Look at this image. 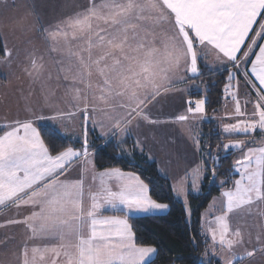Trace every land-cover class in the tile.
Wrapping results in <instances>:
<instances>
[{
    "label": "snow or ice",
    "instance_id": "1",
    "mask_svg": "<svg viewBox=\"0 0 264 264\" xmlns=\"http://www.w3.org/2000/svg\"><path fill=\"white\" fill-rule=\"evenodd\" d=\"M29 14L38 26L35 31L55 54L57 80L63 74L69 82L65 95L71 102L70 110L60 109L49 101L54 95L50 92L41 111L47 107L51 115L37 114L26 105L25 118L0 124V210L10 206L30 210L20 219L6 221L23 225L26 231L18 264H153L158 249L138 243L129 220L136 213L163 212L169 204L153 199L139 175L120 168L93 174L98 187L89 190L86 204L85 174L95 167L87 125L110 141L126 137L134 121L165 122L154 119L149 106L169 92L186 91L178 86L202 74L201 61L218 71L207 63L214 57L227 72L224 92L235 102L230 114L235 122L222 125L223 135L247 137L258 130L264 137V42H258L264 41V0H87L79 11L47 26L35 4ZM16 23L26 30L23 19ZM13 53L7 39H0V62L10 63ZM25 72L33 82L41 80L43 57L32 55ZM47 79H52L50 72ZM241 89L249 97L245 105L253 103L251 113L241 106ZM188 104L186 114L176 116L175 122L188 121V114L204 116L206 98L195 100V107L191 100ZM72 117L84 121L83 144L80 149L55 151L44 134L58 132L56 123ZM46 121L51 127L42 128ZM193 140L199 151V138ZM137 146L142 149L139 141ZM223 149L241 151L233 163L238 178L231 187L222 180L220 197L209 204L208 216L201 214L202 235L210 243L200 264H211L209 252L220 264H243L245 257L264 252V146L230 140ZM206 155L215 179L220 157L210 148ZM208 160L201 159L172 186L173 195L183 197L189 218L188 182L199 194ZM77 162L80 173L73 177ZM106 211L122 215H103ZM249 217L258 219L249 224ZM251 228L256 229L259 248L238 255L246 229ZM247 236L252 243L250 230Z\"/></svg>",
    "mask_w": 264,
    "mask_h": 264
},
{
    "label": "crops",
    "instance_id": "2",
    "mask_svg": "<svg viewBox=\"0 0 264 264\" xmlns=\"http://www.w3.org/2000/svg\"><path fill=\"white\" fill-rule=\"evenodd\" d=\"M14 12V10L5 9L1 14L4 26H1L2 23L0 22V34L2 39H7L9 47L13 48L14 53L10 63L0 62V124L17 118H25V116L28 115V113L25 112L26 105H31L36 109L37 114L51 115L52 110L47 107H43L41 111V106L44 104V96L49 95L50 92H54V95H49V101L51 103L58 105L60 109L65 111L70 110L71 96L65 95L68 84L63 80V74H61L60 79L57 80V66L53 63L54 56L49 52L48 45L42 39L41 34L35 31V27L38 26L29 22L30 24H28V26H31V28L27 26L25 31H21L20 29L17 30L18 27L15 26L16 18L14 19L15 22H13ZM22 12H25L28 16L30 15L29 11ZM28 40H31L32 43H27ZM32 55H35L37 58L42 56L45 65L44 76L41 80L35 82H33L25 72V69L30 67ZM49 72L52 75L51 80L47 79ZM29 93H31V95H29ZM252 94L255 96L254 92ZM189 100L187 92L185 91L169 92L166 98H163L160 103L149 106L151 116L154 119L165 122L151 124L145 121H134L130 126L129 134L126 136H131L133 138L135 147L138 151L144 152L150 160L156 162L160 172L170 180L171 186L184 177L186 171H189L201 162L200 150L197 151L193 137H200L202 123L205 121H213L222 133L221 126L224 124L225 119L230 118V121L235 119L230 115L234 113L235 104L229 100H225L223 96L222 106L217 111L209 115L205 113L200 119H198V116L193 117L192 114H188L190 117L188 121L175 122L176 116L186 114ZM191 106L194 107L193 105ZM41 123L51 125V122L47 121ZM225 123H228V121H225ZM55 127L63 135L74 139H80L83 144L84 121L82 117L66 118L63 121H58ZM87 127L93 128L91 123H89ZM95 131L97 135L101 137L99 129L97 128ZM234 136L237 135L226 136V143H229L230 140H247L249 146H264V137H262L261 134L256 137H254L253 134V137L248 139L233 138ZM126 137L118 139L123 141ZM103 139L107 140V138ZM137 141L142 145V149L137 146ZM81 146L76 149H80ZM89 151L93 153L90 145ZM234 151H238L234 158L235 161L241 157L242 153L240 150ZM125 154L129 155L130 151L125 150ZM106 169H98L95 166L93 171L91 167L88 168L85 174L86 204L88 202L87 193L89 190L95 191L98 187V180L94 182L92 179L93 174H99ZM124 172L128 173L129 171ZM79 173L80 167L79 162H77V164L73 166L71 174L73 177H78ZM235 178H238V174ZM189 185L190 179L188 187ZM113 187H115L114 182ZM214 197L219 198L220 193ZM213 198L210 200L209 204L213 201ZM179 200L183 202L184 206L183 197H179ZM209 204L201 214L208 216L206 209L209 208ZM167 210L168 209L155 214L165 213ZM29 211L30 210L23 208L16 209L14 206L0 210V264H18L17 256L22 243L26 239V231L23 225L7 224L6 221L10 219H20L24 215H27ZM103 215L119 216L121 214L113 213V211H106L103 212ZM133 215L145 214L136 213ZM236 219L237 218H233L234 226L236 224ZM255 219L256 217L247 218L249 224L254 223ZM248 230L252 232V243L248 242ZM255 232L256 230L253 228L246 229L245 243L242 247L237 249L238 255L242 254L245 249L252 250L255 242ZM209 241L210 240H208V243H210ZM255 247L259 248V245ZM208 258L218 260L217 256H212L210 252ZM243 264H264V252L256 251L253 257H245Z\"/></svg>",
    "mask_w": 264,
    "mask_h": 264
},
{
    "label": "trees",
    "instance_id": "3",
    "mask_svg": "<svg viewBox=\"0 0 264 264\" xmlns=\"http://www.w3.org/2000/svg\"><path fill=\"white\" fill-rule=\"evenodd\" d=\"M0 39H2L1 34ZM201 65L202 74L191 79L194 84L191 85L187 96L192 102L206 98L205 113L209 115L222 106L227 72L223 69L212 71L204 67L203 63ZM41 127H51V125L41 123ZM258 135L260 133H255L254 137ZM250 137L253 135L247 137L237 135L233 138L248 139ZM44 139L50 146H54L55 151L69 146L78 148L82 144L80 139L68 137L59 131H53L51 135L44 134ZM226 139L227 137L220 132L215 122L202 123L199 137L201 159L208 160L206 153L210 148L213 154L218 153L220 162L215 179H213L211 171L213 164L211 160H208V170L202 180L199 194L188 190L187 201L191 208V216L187 218L183 203L172 193L170 180L160 172L156 162L150 160L144 152L136 149L131 136L123 141L118 138L108 141V139L99 137L93 128H88V140L96 168H120L136 173L149 185L153 199L169 204L165 213L133 215L129 220L137 242L158 249L153 257V264H200L208 243L201 231V213L210 200L220 193V182L228 180L226 186H231L232 180L237 175L233 173V163L238 151H225L223 144ZM125 150H129L130 154L126 155ZM210 260L211 264H220L216 259Z\"/></svg>",
    "mask_w": 264,
    "mask_h": 264
},
{
    "label": "rangeland",
    "instance_id": "4",
    "mask_svg": "<svg viewBox=\"0 0 264 264\" xmlns=\"http://www.w3.org/2000/svg\"><path fill=\"white\" fill-rule=\"evenodd\" d=\"M33 4H35L36 10L40 14L41 23L44 24L45 26H47L48 24H55L59 19L66 17V16H70V15L74 14L76 11H79L82 7L87 5V0H0V22L2 23L1 26H4L1 14L5 9H9V10L15 11L14 12L15 15L13 16V22H15V20H14L15 18H16V22L23 19V22H24V25L26 28L28 26V24L33 23L35 18L32 15L28 16L25 12H22V11H29L30 12V9L32 8ZM16 22H15V26L18 27L17 30H19V29L21 30L20 26ZM258 42H262V41H258ZM257 49H255V51H257ZM51 55L55 56V54H53V53H51ZM201 63L204 64V61H201ZM207 63L210 66L215 67L216 69H219V68H220V70L223 69V68L221 69L220 63L218 61L214 60V57H209ZM66 83L68 84L69 82L66 81ZM193 84H194V82L191 79H189L184 84L179 85V87L181 89H186L185 92H189L191 90V85H193ZM195 87H197V85H195ZM198 87H199V89H201L200 86H198ZM245 91H246L245 89H241V92L239 94V99L241 98L240 103H241L242 107L246 108V110L249 113H251L253 110V105H252L253 103H248L247 105H245V103H244L245 100L249 99V97L244 94ZM179 93H181V92H179ZM167 95H168V93L158 97L157 100L155 102H153V104L160 103L161 100L163 98H166ZM223 96H224L225 100H229L235 104V102L232 100V97L226 95L225 92H224ZM251 99L253 101L255 99V96L253 94L251 96ZM192 105L195 107V101L192 102ZM200 118L201 117L198 116V119H200ZM225 121L234 123L235 119L233 121H230V118H227V119H225ZM225 121H224V123H225ZM255 133H259V131L257 130ZM255 133H253V134H255ZM225 143H226V141L224 142V144ZM190 184H191V181H190ZM187 190H190L191 192L196 193L191 189L190 185L187 188ZM177 199H179V198H177ZM187 218H189L188 215H187ZM257 219L258 218H256L255 221ZM253 229L256 230L255 228H253ZM208 240H210V238H208ZM254 246H258L256 244V242H254ZM210 254H211V252H210ZM217 259L219 261L218 256H217Z\"/></svg>",
    "mask_w": 264,
    "mask_h": 264
}]
</instances>
